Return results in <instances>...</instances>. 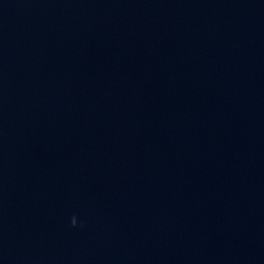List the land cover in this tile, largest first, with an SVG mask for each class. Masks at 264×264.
<instances>
[{
  "label": "clouds",
  "instance_id": "obj_1",
  "mask_svg": "<svg viewBox=\"0 0 264 264\" xmlns=\"http://www.w3.org/2000/svg\"><path fill=\"white\" fill-rule=\"evenodd\" d=\"M75 223H76L75 218H73V220H72L73 226H75Z\"/></svg>",
  "mask_w": 264,
  "mask_h": 264
}]
</instances>
